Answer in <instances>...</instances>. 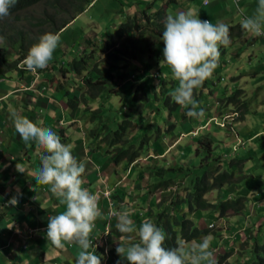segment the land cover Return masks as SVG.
<instances>
[{
	"label": "crops",
	"instance_id": "0c3cea01",
	"mask_svg": "<svg viewBox=\"0 0 264 264\" xmlns=\"http://www.w3.org/2000/svg\"><path fill=\"white\" fill-rule=\"evenodd\" d=\"M149 1L136 2L145 4ZM241 1L246 14L252 15L258 1ZM189 2L180 0L176 8L186 12L191 8ZM215 8L218 13L219 5ZM248 34L246 33L243 40L227 51V55H232L230 59L228 60V57L222 59L214 69L211 79L213 92L210 93V102L213 104L207 106L204 104L207 108L202 104L197 109V111L204 109L200 123L197 121L199 124L194 125L195 130H200L199 135L189 138L187 134L189 129L185 131L186 134L180 141L181 153L179 152L176 162L181 166L180 159L184 160L188 156L185 151L188 152L192 146L196 148L199 139H205L206 136L214 141L213 149L216 150L211 155L214 163V160L219 159L223 162L222 168H225L230 166V160L239 162H234L229 167L236 176L233 185L216 192H220L221 196L224 191L223 196L227 195L228 200L239 196L245 197V210L235 218H238V222L243 224L246 230L238 229L236 233L238 239L230 236L223 238L225 236L223 232L212 233L213 239L218 240L216 260L219 255L230 252L235 244L236 250L246 252L245 254L249 252L248 242L258 239L264 244V51H260L258 41L249 45L253 37H249ZM254 39L264 44V38L261 36ZM35 76L31 73L22 76L17 72L7 73L5 76L0 74V264H76L80 250L77 244L65 243V247L61 249L53 246L47 238L49 217L62 213L66 206L50 192L49 186H37L35 177L41 165V150L37 149L35 143H25L21 139L14 128L11 112L16 110L38 126L51 128L61 137L63 143L73 146V156L85 165L83 187L93 195L124 183L122 175L118 174L124 167L115 166L111 162V157L101 154L99 149L92 148L91 140L80 129L78 117L73 116L70 108L66 109L67 105L56 90L57 80L51 81L53 73L41 75L40 81L35 80ZM44 77L46 80H42ZM13 78H17L18 81L12 82ZM42 87L47 88L43 90ZM234 87L242 90L241 99L246 101L247 108L239 111L237 110L239 104L236 103L220 110V99L230 96L235 91ZM16 95L22 96L17 100ZM45 96L48 98L42 105L41 100ZM9 99H12L11 103ZM6 101L10 105H7ZM36 102L43 108H39ZM185 128H188V124ZM195 148L194 156L203 160V150L197 153ZM100 150L103 151V147H100ZM18 163L23 165L24 173L17 170ZM117 190L121 198L128 202L126 187L121 186ZM134 194L137 202L141 201L139 193ZM13 198L17 202L10 204L9 201ZM99 200L101 216L97 218L95 224L100 226L101 230L108 222L109 228L115 227L117 223L114 219H109L108 212L122 208L118 205L111 206V203L101 196ZM135 200L132 198L129 202L137 203ZM208 215L214 219L218 216L214 213ZM228 218L231 220L232 216H224L220 220ZM209 223L216 224L213 221ZM241 231L245 232L244 238L239 234ZM93 234L94 232L91 233ZM261 237L263 238L260 239Z\"/></svg>",
	"mask_w": 264,
	"mask_h": 264
},
{
	"label": "clouds",
	"instance_id": "9594fccd",
	"mask_svg": "<svg viewBox=\"0 0 264 264\" xmlns=\"http://www.w3.org/2000/svg\"><path fill=\"white\" fill-rule=\"evenodd\" d=\"M17 2L18 0H0V20L10 16V9L14 7ZM94 4L95 3L58 34L45 33L40 37L39 42L34 44L28 50L27 56L21 63L25 70L28 71L26 73L36 75L34 77L35 80H39L41 75L45 76L46 74H50L45 73V71L42 72L40 69H45L53 59V53L60 43V33L66 32L71 26H74ZM240 26L242 30L253 36L259 37L264 35V0H258L257 7L252 15H244V18L240 21ZM99 35H101V33H96V38H98ZM107 39L102 40L101 45H104ZM162 40L164 44L163 59L159 64H156L155 66L152 65V70L150 72L138 68L137 63L134 62L133 64L136 65V73L134 72L133 82L139 85V80L142 75L144 77L143 79L150 76L152 84L165 82L161 93L155 92L154 94V89L149 91L148 86L145 87L149 96L151 97L153 94L155 100L161 103V98L165 96L167 90L172 87V84L176 80L178 86L170 92L172 100L186 108L191 106L187 114L190 117L199 118L202 115V110L200 112L197 111L199 105L194 99V90L200 88L205 80L212 76L214 69L217 67L218 61H221V59H219L221 46L227 48L231 43L230 29L223 23L213 24L209 20H202L196 9L189 8L186 12L181 11L175 14L170 12L166 16ZM88 41H91V43H87ZM82 42L83 41L80 40L76 47H84L81 44ZM85 43L87 49L91 47L90 45H92L91 48L100 47L98 44L99 42L94 41L91 38L86 39ZM165 64H167L171 70L170 74H172L175 79H172L173 82L168 81V79H166L168 74L163 73L159 69V65L162 67ZM57 69L58 67H55L51 72L56 75V77L54 76L51 79L52 82L57 80V75H59ZM11 72H14V70ZM0 74L3 75V72ZM25 74L22 76H25ZM163 75L165 76L164 78H162ZM139 76L140 78H138ZM126 78L127 76L124 80H126ZM42 80H46V77L42 78ZM120 81L123 82L122 79H120L119 82ZM116 82L118 81H115V84ZM121 82L117 83V85H121ZM115 84L114 86H116ZM132 85L133 84H131L130 88L127 90H119L117 86L116 91L118 92H111L108 100L113 96L122 95L125 91H131L134 97V94L136 93L134 92ZM42 88L43 90H46L47 87ZM56 88V90L59 91L58 81ZM157 89L158 85L156 90ZM72 91L73 90L71 89V92ZM84 94H86V92L82 91V95ZM64 97L67 98L66 96ZM141 98L144 99L143 101L147 104L146 109H150V106L155 107V102L151 98L148 100V98L144 97L143 91L138 95L136 102H141ZM103 101L104 99L89 101V107L96 109L100 108L103 112L102 108H105L107 103L104 102L105 104H103ZM95 103H98V105H95ZM86 105H88V103ZM165 106L166 108L163 110L164 120L159 126H157V114H162V111L158 112L161 106H159V109L155 108L156 112L153 108V111H150L148 116L147 122L149 123V128H154V131L157 132V134L153 133L151 136H146L149 137V139L147 138L148 142H146L148 145V154L150 153L149 149L152 143L173 137L178 128L182 130L181 123L179 122L175 125L176 120L171 118L167 105ZM67 108L70 107L67 105L66 109ZM70 110L72 111L73 116L78 117V121L81 119L85 121V118L88 116L87 113L89 114V108H86L82 103L76 110L72 108H70ZM128 110L129 109L126 106H123L122 111L127 112ZM11 116L14 128L16 132L20 134L21 139L25 143H35L37 149L41 150V165L35 177L37 186H49L50 192L66 206L65 211L62 213L49 217L47 238L53 246L61 249L65 247V243L77 244L80 250L77 254L76 264H104L106 261H108L107 264H218V262L221 264H228L227 260L231 256L230 252L219 255L216 260L214 252L210 250V240L207 236L203 237V241L195 247L187 246L186 243L180 239H177L174 247H165L166 235L164 231L150 219H147L148 217L141 222L139 227H137L127 211L120 213L123 209L131 208L134 203L129 202V200L127 202L119 195L117 189L118 187L121 188V186H124V183H119L117 184L118 186L116 185L109 190H102V192L99 191L95 195L91 194L87 188L83 187L84 180L82 177L85 172V165L78 162L73 156V146L71 144L63 143L61 137L51 128L38 126L16 110H12ZM86 121L88 124L93 122L89 117ZM134 122L137 126L139 123H143L140 119L134 120ZM199 131L200 130L198 129H194L192 132L187 133L188 137L194 138L198 136ZM185 134L186 133H179L177 138L179 137V139L182 140ZM85 135L89 138L88 132ZM126 145L128 148L130 146L138 147L129 142H127ZM126 145H118L115 147L110 146V150L107 151L106 155L112 157L111 149L117 151L120 147L127 148ZM178 145H180V142ZM141 157L142 153L136 161L131 163L128 161L115 162L114 159H112L111 162L115 164V166L122 165L124 167L120 170L122 178L125 180L126 176L123 175H129L132 170L134 172L135 169L140 167L137 165V161ZM16 167L19 172L24 173L22 164L18 163ZM171 188L172 187L169 189ZM159 190L161 191L162 189ZM166 193L165 190H162L161 197L164 198L163 195ZM128 195L129 193H126L127 197ZM144 195L147 203L149 199L146 194ZM99 196L111 203V206L118 205L122 208L121 210L115 209L108 213L109 219L117 217L118 220L116 228L121 233V237L117 247L109 245V241L113 233L118 236L119 232H113L110 230L108 223L102 230L100 229V226L95 224L97 218L101 216L98 207L100 201ZM153 196L154 194L152 193L150 198L152 199ZM16 202L15 198L9 201L10 204H15ZM214 225V223L210 225L212 230L214 229ZM98 230L99 232H97ZM92 232H94L93 235H91ZM218 232L221 233L222 231ZM125 240L129 241L127 247L122 243ZM133 240L138 242H132ZM250 247L251 246L248 248L249 252ZM241 252L244 254L246 253L243 251ZM117 254L121 258H118V256H116ZM226 255L228 258L226 257L224 260L220 258V256ZM122 259H126V261H121Z\"/></svg>",
	"mask_w": 264,
	"mask_h": 264
},
{
	"label": "trees",
	"instance_id": "16d2710c",
	"mask_svg": "<svg viewBox=\"0 0 264 264\" xmlns=\"http://www.w3.org/2000/svg\"><path fill=\"white\" fill-rule=\"evenodd\" d=\"M95 1L18 0L16 5L10 9V16L0 20V71L6 73L7 71L14 70L15 72L17 70L16 72L20 75L28 72L21 63L27 56L28 50L39 42L40 37L45 33L58 34L83 14ZM136 1H127L128 10L126 12L128 14L126 15V20L110 35L104 45H101L99 48L89 47V49L83 47L82 53L73 56V58H63L62 56L68 52L63 51L60 53V60L57 57L55 61H50L45 69H40L42 72L45 71V73L51 74L55 67L59 65L57 69L59 74L57 75L58 89L64 92L65 94L63 95L68 98V107L76 110L82 103L86 108H89L90 120L100 124L101 127L98 130L102 132L105 140L109 141V147L123 146L127 142L133 143L136 136H132V132H135L133 129L137 125L130 119H124L122 123H119V121L113 120L115 115H109L110 113L108 114V111L104 108H102L104 109L103 112L100 108H90L89 101L103 100L104 97L108 98L111 92L114 93L118 86H114L115 81L119 82L120 79L125 78L127 76L126 70L134 62L137 63L138 68L145 69L148 72L152 70V65L155 66L160 63L163 59L164 49L162 40L164 21L169 14V8L172 5L178 6L180 0H150L145 4L137 3ZM186 1L192 2V0ZM198 1L200 2L201 0ZM157 2L159 3L158 9L155 8ZM201 4L208 7L210 6V1L202 0ZM139 5H141L140 8H138ZM133 8H135L134 11H132ZM227 26L230 29L231 43L227 48L221 46L223 54H226L237 42L243 40L246 35V32L242 30L240 24ZM31 30H34L33 33ZM88 43L90 44L91 41H88ZM10 55L12 56V60L14 59L13 62H10ZM102 58H104L103 61L99 63L98 59ZM121 63H124V66L121 67ZM19 64L22 66H19ZM116 69L124 70H121L122 72L120 73H115L114 70ZM54 76H56L55 73H53ZM212 76L205 80L200 88L194 90V99L198 102L199 107H201L202 99L205 96L204 91L209 89L210 93L213 92ZM143 78L142 75L139 80V85L134 82L132 85L136 93V100L142 91L143 96L149 100L150 96L146 92V86H148L149 91L154 89L155 94L165 83L152 84L150 76L146 79ZM176 84L178 82L175 83L174 81L172 87L167 90V94L165 95L167 98V109L170 112L171 118L176 120L175 125L180 122L181 125L188 124L191 126L189 131L184 130V132L178 128V133H185V131L192 132L194 125H198L202 117H190L187 113L191 106L186 108L172 100L170 90ZM157 85L158 89L156 90ZM71 89L73 90L72 92ZM82 91H85L86 94L82 95ZM241 91L239 89L230 96L220 99V110L227 105H234L236 103L239 104L237 110L246 109L247 103L241 99ZM87 103L88 105H86ZM153 108L155 110V107L150 106V111H153ZM177 111H179L180 117ZM197 121L199 123H196ZM130 129H132V132ZM127 132L129 136L126 135ZM95 133L93 131V135ZM147 138L149 139V137H145L143 141L146 140L148 142ZM213 144L214 141L209 136H206L205 139H199L196 148L194 146L189 147L190 149L188 148V152L193 151L194 148L197 153L203 150L204 157L199 164V168L202 169L201 172L195 170L197 167L195 165L196 163L188 168L182 165L179 166V163H175V166L172 168L155 166V171H151V176H148L149 182L145 186L147 189L146 196L148 198H150L152 192L149 191L150 187H153L156 191L159 189L165 190L177 185L178 180L183 181L179 185V189H177L172 200L173 207H175V204L182 206L181 214L185 216L183 220L176 218L175 215L170 216L166 213L164 215L158 214L157 226L166 235L165 247H174L177 239L183 240L184 242H192L210 235L211 231H213L211 228H198L197 224L186 219V215L189 216L198 211H207L217 214V218H222L224 216H236L245 210V197L239 196L228 201H213L214 199L209 196L212 192L220 191L228 185H233L236 181V176L234 171L230 170L229 167L234 162L239 163L233 159L230 160L229 167L222 168L223 162L216 159L214 160L215 163L213 162L215 165H211V155L216 150V148L215 150L213 149ZM142 149L143 144L138 147H120L115 151L113 159L115 162H134L140 157ZM153 177L158 178L157 182H154ZM158 180L162 181L158 182ZM165 191L167 192V190ZM247 244L251 246L250 252H248L249 256L239 264H264V256L259 251L262 250L264 252V244H261L258 239L250 241ZM226 257L227 255L220 256L222 260L226 259ZM118 258L121 257L118 256ZM121 261H126V259H122ZM218 264L221 263L218 262Z\"/></svg>",
	"mask_w": 264,
	"mask_h": 264
},
{
	"label": "rangeland",
	"instance_id": "374dc122",
	"mask_svg": "<svg viewBox=\"0 0 264 264\" xmlns=\"http://www.w3.org/2000/svg\"><path fill=\"white\" fill-rule=\"evenodd\" d=\"M127 1L130 2V0H124V1L123 0H97L95 2V4L93 5V7H91L89 9V11L86 12L76 22V24L74 26H71V28H69L68 31L60 33V35H59L60 43H59L58 48L54 51L53 59L51 61H55V59H57V57H58V60H60L61 59V58H59V57H61L60 53L63 51L64 52L68 51L62 56L63 58H73V56L80 55L83 51V47L78 46V48H76V45L78 44V42L80 40L83 41L81 44L84 47L87 46L85 41H86V39H89V38L93 39L94 41L99 42L98 44H99V46H101L102 40L109 38L110 35L113 34L117 30L118 26L126 20V18H127L126 15L128 14L126 12V10H128L127 4H126ZM209 1H210V6H208V7L203 6L201 4V2H199L198 0H192V2L190 4L191 8H194L197 10L198 15L200 16V18L202 20L208 19L213 24L223 23V24L232 26V25L240 24V21H241V19L244 18V15H247L245 12V8L243 6V2L241 0H240L241 2L239 0H223V1L219 0L218 2H216L214 0H209ZM216 5H219V8H220V11L218 13L216 12L217 11L215 8ZM140 7H141V5L138 6V8H140ZM155 8L156 9L159 8L158 2H157V5ZM134 9L135 8H133L132 11H134ZM168 12L175 14L177 12H181V10L176 8V5H172L169 8ZM33 31L34 30H31L32 33H33ZM96 33H101V35H99V37L96 38V36H95ZM248 36L253 37L252 40L250 41L249 45L256 43L258 41L259 44H257V45L260 48V51H264V44L260 43V40L254 39V38H256V36H253L251 34H248ZM261 37L264 38V35H262ZM90 46L92 47V45H90ZM246 46H248V45H246ZM93 47H94V45H93ZM70 51H72V52L70 53ZM220 53L221 54H220L219 59H221V60L224 58H227V57L229 60L230 56H232L231 54H228V55L223 54V51L221 50V48H220ZM103 59L104 58L98 59L99 63L102 62ZM13 61H14V59L12 60V56L10 55V62H13ZM102 64H104V63H102ZM19 66H20V64H19ZM120 66H124V64L121 63ZM159 69L163 73L168 74L167 75L168 77L166 78V79H168V81L173 82V80H175L173 78L172 74H170L171 70L167 64L163 65L162 67L159 65ZM121 70H124V69H116L114 71H115V73H120V72H122ZM126 71H127V78H126V80H124V78H122L123 82L120 81L121 85L118 86L119 90H122V89L127 90L130 88V85L133 84V80H134L133 76H134V72L136 73V65L132 64ZM0 73H1V71H0ZM7 73L10 74L11 71H8ZM3 75L5 76V73H3ZM164 77L165 76L163 75L162 78H164ZM11 81L15 82L18 80H17V78H13V79H11ZM120 82H116V84L115 83L114 84L117 86V83H120ZM175 83H177L176 80H175ZM241 85H242V83H241ZM177 86H178V84H176L175 87L170 90V92L173 91ZM233 89L235 90V91L233 90L234 92L239 90L235 87ZM162 91L163 90L161 88L160 90L157 91V93H161ZM54 92L57 94V92L55 90H54ZM115 92H118V91H115ZM58 93L60 94L61 98L63 99V102L65 104H67L68 99L64 97V95H63L64 93H62L61 91H58ZM204 93H205L204 94L205 97L203 98L204 102H202V104L203 105L205 104L206 106L208 104L212 105L213 103L210 102V91H209V89L205 90ZM21 96L22 95H16L15 98L18 100ZM15 98H12V99H15ZM47 98H48L47 96L43 97V99L41 100L42 105L44 104L45 99H47ZM108 98L104 97L103 104H105L104 102H107L104 109L106 111H109V113H110L109 115H111V116H112V114L115 115V118L113 120L119 121V123H122L124 121V119H130L132 121L140 119L143 122L142 124L137 123L138 126L135 127V129L136 128L137 129L136 130L133 129V130H135V132H132V136H136V139L133 140V144L136 146H140L143 144V149L141 152L142 157L137 161V165H139L140 167L135 169L134 172L132 170V172L129 175H127V174L123 175V176H126L125 180H124V186L126 187L127 193H129L128 200H130L132 198H133V200L136 199V197H135L136 195L134 193H139L138 196H140L142 199L139 202H137V199H136L135 202H137V203H133L131 208H128V209L126 208L125 210L123 209L122 212H120V213L127 211L129 213L130 218L134 221V224L137 227H139L141 222L144 219H146L147 217H148L147 219H150L153 223H155L157 225V218H158L159 213H160V215H164L165 213L170 215V216L175 215L176 218L183 220V218L185 216L184 215L182 216V214H181L182 206L177 205V204H175V207L172 206L173 205L172 200L174 198V195L177 192V189H179V185L181 183H183L182 180H178L177 185L172 186L171 189H165V190H169V191H167V193L163 195L164 198L161 197V191L160 190L156 192V189H154L153 187H150L149 191H152L154 196L152 199L148 198L149 201H147V203H146L145 195L142 193V192H144L145 194L147 193L146 192L147 189L145 186H147V184L149 182L148 176H151L150 172L155 171L154 170L155 166L172 168L175 166V163L178 162L179 152H180V148H181L180 145H178V143L181 141V139H179V137L177 138L179 131L174 133L175 138L173 135V137H170L168 139H162V140H159L158 142L152 143L150 146V149H149L150 153L148 154V145L146 144V140L143 141V139H145L146 136H151V134H153V133L157 134V132L154 131V128H149V123L147 122V119H148V116L150 114V109H146L147 104H146V102L143 101L144 99L141 98V100H140L141 102H136L135 96L133 97V93H131V91H125V92H123L122 95L113 96L109 100H108ZM150 98L155 102V108L159 109V106H161V108H160L161 110L159 109L158 112L162 111V114L161 115L157 114V120H158L157 126H159L160 123L163 122V120H164L163 110H165V108H166L165 105H166L167 98H166V96L161 98V103H159L158 101L155 100V96L153 94L151 95ZM12 99H9L10 103L12 102ZM10 103H8L6 101L7 105H10ZM37 105L39 106V108H43V106H41L39 103H37ZM95 105H98V103H95ZM33 106H35V104H33ZM123 106H126L129 110L127 112L122 111ZM206 106H205V108H207ZM104 109H103V111H104ZM201 110H203V109H201ZM106 111H105V113H106ZM155 112H156V110H155ZM177 112L179 115V111H177ZM87 115H88L87 118L88 117L90 118V115L88 113H87ZM87 118H85V121L83 119H81L79 121L80 129L82 130V132L84 134H86L87 132L89 133V140H91V143H92L91 146H92V148L94 147V150L99 149L98 151L101 154H106L107 151L110 150L109 141L105 140V137L103 136L102 132H100L98 130V128L101 127L100 124L96 121L88 124V122L86 121ZM209 123H207V125ZM186 125L187 124H183L181 126L183 132H184V130H188L191 127L188 125V128H185ZM222 127H224V126H222ZM93 131L96 132L94 134L95 136L93 135ZM126 135L129 136V133L127 132ZM100 147H103V151L105 150V152L101 151ZM111 152H112L111 159H113L115 151L113 149H111ZM185 153L188 156L184 160L180 159L181 165H183L185 168H188V167H190L196 163L195 165L197 167L195 168V170L201 172L202 169L199 168V164H200L201 159H198L194 156L195 155L194 151L191 153L186 151ZM211 164L214 165L213 161L211 162ZM118 174L120 176V174H121L120 170L118 171ZM157 179H156V177H153L154 182H157ZM160 181H162V180H158V182H160ZM115 183H117V180L115 181ZM140 192H141V194H140ZM155 192H156V194H155ZM223 194H224V191L221 193V196H220V192L215 191V192H212L209 196L214 199L213 201H215V200L228 201V199H226L228 196L227 195L223 196ZM167 196H169V197H167ZM207 213H209V212L198 211L192 215H189V216L186 215V219H189L194 224H197L200 229L210 228V225H212L209 223L210 221L216 222L213 230H214V232L222 231L225 235V236H223V238L226 236H230L231 238L238 239L237 234H236L239 231L238 229L246 230L245 226H243V224L241 225V223L238 222L239 221L238 218H235V216H232L231 220L229 218L226 220H223V219L220 220V218L214 219L213 217H209V215ZM263 213H264V211H263ZM112 219H114L115 223L118 222L117 217H114ZM206 221H207V223L205 224ZM110 229L113 232H115V231L119 232L117 230L116 226L115 227L110 226ZM211 232L213 233V231H211ZM239 234H242V236L244 238V236H245L244 231H241ZM112 236L110 238L109 245L117 247L119 244V241H120L121 233L119 232L118 236L113 233ZM114 236L116 239H114ZM207 237L210 240V246H211L210 250H212L214 252V256L216 258L218 256L217 255L218 254V250H217L218 246L216 245V244H218V240L213 239L212 235H209ZM262 238L263 237H261L260 239H262ZM202 241H203V238H200L194 242H185V243L189 247H195L197 244L201 243ZM132 242H138V241L133 240ZM122 243L127 247L129 244V241L125 240ZM261 244H263V243H261ZM237 246H238V249L240 250V244L239 243L237 244ZM259 251H261L260 254L262 256H264V252L262 250H259ZM230 255L231 256L227 260L228 263L238 264L239 262H242L243 260L248 258L249 253L244 254L241 252V250H240V252H238L236 250V244H235V245H233V247L230 251ZM107 262L108 261L104 262V264H107Z\"/></svg>",
	"mask_w": 264,
	"mask_h": 264
}]
</instances>
